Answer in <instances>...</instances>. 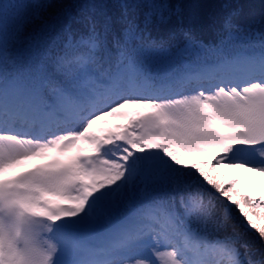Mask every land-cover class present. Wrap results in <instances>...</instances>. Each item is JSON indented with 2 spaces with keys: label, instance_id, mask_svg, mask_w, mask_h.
Returning <instances> with one entry per match:
<instances>
[{
  "label": "snow or ice",
  "instance_id": "6c2138e0",
  "mask_svg": "<svg viewBox=\"0 0 264 264\" xmlns=\"http://www.w3.org/2000/svg\"><path fill=\"white\" fill-rule=\"evenodd\" d=\"M47 7L0 0V264H208L201 243L264 264V195L218 180L223 169L264 176V34L229 11L206 42L196 6L185 27L168 0H115L118 17L94 2ZM110 117L128 123L94 134ZM33 217L45 232L21 248ZM247 228L259 261L237 238Z\"/></svg>",
  "mask_w": 264,
  "mask_h": 264
},
{
  "label": "trees",
  "instance_id": "16d2710c",
  "mask_svg": "<svg viewBox=\"0 0 264 264\" xmlns=\"http://www.w3.org/2000/svg\"><path fill=\"white\" fill-rule=\"evenodd\" d=\"M46 5L51 4L52 7H47L42 14L47 15L49 13H53L61 10L65 6H77V10H79V6H82L86 3L94 2L96 4H106L111 12L118 17L120 15V10L115 7V0H43ZM252 0H218V4L220 5L218 8L213 6L211 3L205 0H168V2L172 5H182L185 11V19L184 26H188L187 20V12H186V3L190 6H196L193 10L198 15V22L193 26V30L198 37H202L199 34H207L214 33L212 28L210 27L215 21V27L218 28L220 25V21L223 18V15L229 11H237L239 13L236 18V23L240 25L242 28L251 31L252 33H261L264 34V1L259 2L255 0L254 5L248 6V2ZM225 4L230 5L231 7L225 9L223 6ZM88 9H84V12L87 13ZM220 13V14H219ZM210 15H213L212 18H209ZM32 30V26L29 25L26 31L30 32ZM161 32H166L167 29H161ZM154 35L157 33L154 32ZM204 39H215V33L210 35L209 37H202ZM218 180L224 181L227 180V176L224 175L223 178H220V172L218 173ZM219 194H217L218 196ZM207 195H205V202H207ZM221 201H224L225 204H229V207L234 209L231 213L234 216H239L238 210H235V206L230 205L228 201H226L223 197L219 198ZM216 210L221 215L223 213L222 207L218 202H216ZM240 219H243L240 217ZM246 223V221H245ZM243 232V236L240 238L243 241H246L248 245L252 247L254 250V255L247 257L246 259H252L254 261H259L261 259L258 250L261 248V241L258 239V233L255 230L250 228L247 229H239V232ZM244 252V251H243Z\"/></svg>",
  "mask_w": 264,
  "mask_h": 264
},
{
  "label": "rangeland",
  "instance_id": "374dc122",
  "mask_svg": "<svg viewBox=\"0 0 264 264\" xmlns=\"http://www.w3.org/2000/svg\"><path fill=\"white\" fill-rule=\"evenodd\" d=\"M205 1L211 3L216 8H218L220 6L218 4V0H205ZM258 1L261 2L264 0H258ZM254 2H255V0L249 1L248 6L254 5ZM189 10H190V7L186 3V12L188 13ZM212 17H213V15L209 16V18H212ZM209 35H210L209 33H207L206 35L202 34V36H204V37L209 36ZM114 118L115 117H110L106 120L98 122L92 129L93 133L96 135L107 134L108 131H110L109 126L112 124V122L115 121ZM194 159H196V160L203 159L204 162L209 161L207 158H202V157H194ZM257 160H259V157H257ZM205 163H207V162H205ZM224 175L227 176V179H231L233 177H241L243 179V187H244V190L246 192H250L257 197L264 195V176H261L257 173L242 171L241 169H232V170L223 169L220 171V178H223ZM236 234H237V238L241 239L239 233L237 232ZM192 242H190V245ZM193 246H194V244H193ZM171 250L172 249L170 247L165 248V251H171ZM238 251L241 253V255L237 256L236 259H245V257H243V255H242L243 251H245V249L241 247L238 249ZM149 256H151L152 259L156 258L155 256H152L151 253H149ZM222 257H225L228 260V264H231L230 258L227 255H222L218 252H213L210 255V257L207 258L208 259L207 262H208V264H216V262H218L220 260V258H222ZM165 259L167 260V264H172V261L170 259H168V258H165ZM161 264H163V262H161Z\"/></svg>",
  "mask_w": 264,
  "mask_h": 264
},
{
  "label": "clouds",
  "instance_id": "9594fccd",
  "mask_svg": "<svg viewBox=\"0 0 264 264\" xmlns=\"http://www.w3.org/2000/svg\"><path fill=\"white\" fill-rule=\"evenodd\" d=\"M6 220L8 223H14V217L7 215ZM48 222L46 220H43L41 218L33 217V218H28V222L26 225H24L21 229V238L19 240V246L21 248L25 247V241L26 239L30 238V236L33 233H38L41 237L43 236L45 232V225ZM37 245L41 248L45 247L46 242L43 239H39L36 241Z\"/></svg>",
  "mask_w": 264,
  "mask_h": 264
}]
</instances>
